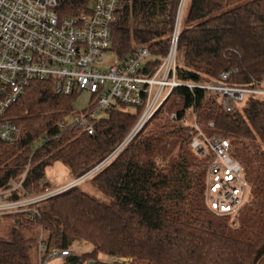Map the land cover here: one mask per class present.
Masks as SVG:
<instances>
[{
	"label": "trees",
	"instance_id": "trees-1",
	"mask_svg": "<svg viewBox=\"0 0 264 264\" xmlns=\"http://www.w3.org/2000/svg\"><path fill=\"white\" fill-rule=\"evenodd\" d=\"M90 1L59 0L58 12L76 16ZM180 3L132 0L135 27L128 24L127 7L112 31L119 57L130 55L134 45L148 47L155 56L153 66L158 67L168 54ZM235 69L239 73L231 74L226 85L264 87V0H187L177 79L184 84H212ZM74 100L56 94L51 83H32L26 90L10 113L22 138L14 145L0 143V190L20 180L29 163L24 183L29 194L51 188L46 170L56 163L73 180L85 175L125 141L141 114V109L114 110L96 125L92 136L71 130L61 133L58 126L74 114ZM194 113L204 132L230 142L231 156L242 166L251 188L248 202H254L245 227L233 228L229 219L211 214L206 205L212 156L196 155L189 128L183 125ZM172 114L177 120H171ZM169 139L177 141L179 150L170 168L163 170L157 157ZM91 184L99 197L78 186L49 199L35 222L23 215L5 218L0 264H38L32 257L39 258L40 244L45 251L68 250L77 242L89 243L93 251L63 264H107L99 261L100 254L129 259L131 264H264V97L250 95L226 114L217 96L175 88ZM18 198L15 194L12 199Z\"/></svg>",
	"mask_w": 264,
	"mask_h": 264
},
{
	"label": "built area",
	"instance_id": "built-area-1",
	"mask_svg": "<svg viewBox=\"0 0 264 264\" xmlns=\"http://www.w3.org/2000/svg\"><path fill=\"white\" fill-rule=\"evenodd\" d=\"M186 1L181 0L168 54L155 67V56L148 47L134 45L133 52L124 59L114 50V25L127 7L130 10L132 0H91L86 10L76 16H61L59 0H0V143L14 145L21 140L22 132L10 113L32 83H51L56 94L65 97H80L83 93L91 96L86 110L74 112L59 124L61 133L71 130L92 136L101 117L110 111L141 109L125 141L72 182L29 194L24 190L29 163L20 180L0 190V221L23 215L35 222L49 199L92 179L149 123L175 88L200 89L217 96L226 114L233 113L250 95L264 97V87L251 90L225 84L231 74L239 73L238 69L222 73L212 84H184L177 79V50ZM109 54L117 58L115 64L107 61ZM171 120H177L176 114ZM183 125L189 128L192 150L200 157L212 156L206 205L218 216L237 215L247 204L248 183L242 166L231 156L230 142L204 132L195 113ZM210 128H214L213 123ZM15 194L19 198L13 200ZM15 225L21 229L20 224ZM38 255V264H63L72 252L55 248L45 251L40 244Z\"/></svg>",
	"mask_w": 264,
	"mask_h": 264
},
{
	"label": "rangeland",
	"instance_id": "rangeland-1",
	"mask_svg": "<svg viewBox=\"0 0 264 264\" xmlns=\"http://www.w3.org/2000/svg\"><path fill=\"white\" fill-rule=\"evenodd\" d=\"M124 11H126V10H124ZM130 11H131V14L128 17V24L131 28H133V27H135V20H134L133 13H132V7L130 8ZM120 16H122V15H120ZM107 61L110 64H115L117 62V58L114 55L109 54L107 56ZM90 101H91V96L87 93H83L80 97H75L74 104H73L74 112L79 113V112L86 110L88 108ZM129 110L132 112H135V110L132 108H129ZM104 118H105V116L101 117V119H104ZM161 148H162V151L157 157V164L159 165V167L161 169L166 170V169L170 168V166L172 165V163L176 157V154L178 153L179 146H178L176 140L169 139L168 141H165L163 143ZM46 178L53 188L63 186L64 184H67V183L73 181V177L70 175V172L65 167H63L60 163H56L52 167H50L46 170ZM90 180L92 181V179H89L87 182L80 185V188L82 190L87 191L89 194H91L95 197H99L100 194L94 189ZM207 182H208V178H207ZM207 182H206V189H208L207 188ZM205 194H206V192H205ZM248 199L250 202L251 201V188H250L249 184H248ZM249 202L247 200V205H246L245 209L242 211V213L238 217L236 215H234V216L231 215V217H229V218L228 217H219V216H218V218H221L224 220L229 219L228 223L231 224L233 228H239L240 229L242 227H245L246 226L245 220L247 218H249V219L251 218V216H249V212L254 207V202L253 203L252 202L249 203ZM209 211L211 214H213V212L210 209H209ZM7 221H8V219L4 220V221H0V236L1 237L5 236L6 226L8 224ZM68 251L72 252L71 257H73V256H79L80 257L84 254L91 253L93 251V247H92V245H90L89 243H86V242H77L70 249H68ZM109 258H110L109 256H106L104 254H100L98 257V259L101 263H107V264H121V263H123V261H122L123 259H119V258H115V257H111L112 259H109ZM32 260H33V262L38 261L37 258H33V257H32ZM125 260H127V262L123 263V264H131V260H129V259H125ZM57 264H59V263H57ZM60 264H62V262H60Z\"/></svg>",
	"mask_w": 264,
	"mask_h": 264
},
{
	"label": "water",
	"instance_id": "water-1",
	"mask_svg": "<svg viewBox=\"0 0 264 264\" xmlns=\"http://www.w3.org/2000/svg\"><path fill=\"white\" fill-rule=\"evenodd\" d=\"M122 261H123V263H126L127 262V260H125V259H123ZM123 263H121V264H123Z\"/></svg>",
	"mask_w": 264,
	"mask_h": 264
},
{
	"label": "crops",
	"instance_id": "crops-1",
	"mask_svg": "<svg viewBox=\"0 0 264 264\" xmlns=\"http://www.w3.org/2000/svg\"><path fill=\"white\" fill-rule=\"evenodd\" d=\"M109 259H112L111 257Z\"/></svg>",
	"mask_w": 264,
	"mask_h": 264
},
{
	"label": "bare ground",
	"instance_id": "bare-ground-1",
	"mask_svg": "<svg viewBox=\"0 0 264 264\" xmlns=\"http://www.w3.org/2000/svg\"><path fill=\"white\" fill-rule=\"evenodd\" d=\"M234 159V158H233Z\"/></svg>",
	"mask_w": 264,
	"mask_h": 264
}]
</instances>
